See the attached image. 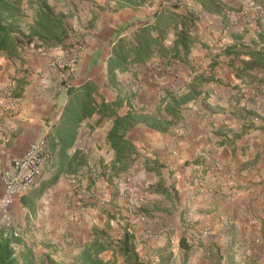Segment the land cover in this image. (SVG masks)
<instances>
[{"label":"crops","instance_id":"obj_1","mask_svg":"<svg viewBox=\"0 0 264 264\" xmlns=\"http://www.w3.org/2000/svg\"><path fill=\"white\" fill-rule=\"evenodd\" d=\"M222 1L239 10L229 15L209 12L196 0H23L26 23L36 26L39 14L49 13L48 29L42 33L57 29L49 44L77 38L85 42L69 76L51 67L49 56L37 53L33 45L24 46L15 59L0 55V82L16 80L20 103V111L6 123L8 142L0 140V169L8 166L9 155H21L42 133L53 152L37 184L12 204L18 228L28 232L22 237L37 255L48 254L56 264H78L76 255L93 239V229H100L110 246L99 256L109 264H126L116 251L124 230L133 234V248L146 263L264 264V16L252 19L239 13L252 0ZM174 2L179 3L174 11L197 16L189 63L170 61L171 52L159 54L155 46L143 62L116 71L115 79L120 90L134 94V109L153 114L162 89L185 92L199 73L192 65L210 68L214 63L208 80L199 84L201 94L180 107V118L172 119L167 130L133 126L127 137L137 154L112 182L98 174L101 162L114 159L106 141L112 119L100 120L98 112L87 116L73 129L67 150L70 155L81 149L86 165L61 173L38 192L55 171L54 132L61 127L65 131L63 112L70 101L66 88L91 81L98 88L92 94L96 102L101 96L114 100L117 89L107 84V61L116 42H129L140 27L153 26L155 13ZM158 33L151 28V36ZM160 37L170 50L174 27ZM173 71L180 75L176 81ZM128 109L123 105L118 112ZM100 149L107 151L106 157L98 154ZM202 153L232 174L229 185L209 176L201 184L191 181L204 172ZM2 190L0 179V194ZM148 229L156 236L147 235Z\"/></svg>","mask_w":264,"mask_h":264},{"label":"trees","instance_id":"obj_2","mask_svg":"<svg viewBox=\"0 0 264 264\" xmlns=\"http://www.w3.org/2000/svg\"><path fill=\"white\" fill-rule=\"evenodd\" d=\"M196 1L201 5L202 9L209 12L221 10L232 12L239 10L230 7L222 0ZM252 1L254 3H263L262 1ZM178 7L179 3L177 2L164 5L159 12L155 13V23L153 26L149 24L143 25L136 31L133 39L129 42H126L124 39H118L116 47L113 48V53L107 61V84L117 89L114 100L108 101L101 96V100L96 102L92 94L97 93L98 88L91 81H86L79 87L68 86L66 88L70 101L63 112L65 131H62L61 127V129L57 128L54 132L58 140L56 162L54 163L55 171L51 178L43 182L38 192L41 193L43 188L53 184L61 173L76 172L86 165L85 153L81 149H75L70 155L67 153V150L74 140L75 131L73 129L87 116L98 112L100 120L103 117H110L112 119L111 127L106 133V141L114 152V159L109 164L101 162L98 165V174L105 177L109 182H112L113 178L120 176L127 170L137 154L134 144L127 137L128 131L133 126L143 123L155 130H167L172 119L180 118V107L187 101L196 99L201 94L198 88L199 84L208 80L205 78L210 76L211 73L205 75L202 71H194L199 73L193 77L185 92L178 93L172 89H162V93L156 104L155 113L149 114L132 107L134 94L120 90L118 81L115 79L116 71L125 70L130 63L143 62L150 54L154 53L155 46L159 54L167 55L171 52L170 61L177 60L186 64L189 63L188 53L191 45L195 42L193 30L197 16L190 11L185 13L174 11ZM48 14L47 12L39 14V20L36 26H34L24 21L23 0H0V55H4L9 59H15L19 57V51L26 45L33 44L35 47L62 45L63 43H48V40H51L53 37L57 38L56 28L51 30L52 34L50 35L42 33L50 23L47 22ZM171 26L175 30V41L169 50L161 43L160 34L164 37L167 28ZM23 27L28 29L27 33H24ZM151 28L159 30L157 37L150 35ZM235 52V50L227 51V53ZM209 66L212 68L214 63H210ZM14 91L13 95L18 97L17 92ZM203 93L205 97L207 94ZM123 105H127L129 109L126 113L119 114L118 109ZM164 113L171 115V118L166 117ZM158 190L166 191L165 188L151 189V191ZM92 232L93 239L83 246L76 255L75 260L78 264H109V261H105L99 256L101 250L110 246L106 242L104 231L93 229ZM133 240V234L124 230L121 239L116 243V251L125 257L124 262L126 264H160L159 262L146 263L140 261L138 253L133 248ZM183 241L184 238H181L180 245H182ZM0 264L56 263L48 254L37 255L34 248L27 244L22 236L14 237L9 234L6 235L0 225Z\"/></svg>","mask_w":264,"mask_h":264},{"label":"built area","instance_id":"obj_3","mask_svg":"<svg viewBox=\"0 0 264 264\" xmlns=\"http://www.w3.org/2000/svg\"><path fill=\"white\" fill-rule=\"evenodd\" d=\"M230 13L231 11L225 12L226 15ZM239 13L245 17L250 16L252 19L261 18L264 16V3L250 1ZM84 48L85 42L80 38L54 46L49 64L54 69L62 71L64 76H69L75 71ZM35 51L42 56H47V50L43 46L35 47ZM192 67L194 71L210 72L209 67L201 68L197 63L193 64ZM41 76L46 78L44 74ZM172 76L175 81L180 78L177 71H173ZM15 87L16 80L14 78L9 79L7 83L0 82V140L3 143H7L9 140L7 121L20 111L19 99L13 95ZM202 157L205 160L204 172L192 177L191 181L194 184H201L205 176L220 181L222 186L231 183L232 174L230 172L221 165L211 162L207 154L202 153ZM52 159L53 152L47 146L46 133H42L30 141L21 155H9L8 166L0 169V179L3 186L0 194V225L6 235L23 236V229L21 230L16 225L12 204L19 196L27 193L37 184L43 170L51 163ZM139 219H144V216L141 215ZM146 234L156 236L150 229L146 231Z\"/></svg>","mask_w":264,"mask_h":264},{"label":"rangeland","instance_id":"obj_4","mask_svg":"<svg viewBox=\"0 0 264 264\" xmlns=\"http://www.w3.org/2000/svg\"><path fill=\"white\" fill-rule=\"evenodd\" d=\"M78 39V38H77ZM45 49L47 50V56H49V58H50V56L51 55H53V52H54V49H52V48H48V47H45ZM47 56H44V57H47ZM100 156H102V157H106V154H107V151H105V149H100L99 150V153H98ZM122 186H123V183H122ZM17 225V227H18V223L16 224ZM26 233H28L27 232V230H23V234H24V236L25 237H28L27 235H25Z\"/></svg>","mask_w":264,"mask_h":264}]
</instances>
